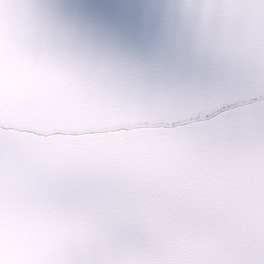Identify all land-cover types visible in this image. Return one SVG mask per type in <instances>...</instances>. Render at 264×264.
Here are the masks:
<instances>
[{"label":"clouds","instance_id":"9594fccd","mask_svg":"<svg viewBox=\"0 0 264 264\" xmlns=\"http://www.w3.org/2000/svg\"><path fill=\"white\" fill-rule=\"evenodd\" d=\"M0 264H264V0H0Z\"/></svg>","mask_w":264,"mask_h":264}]
</instances>
